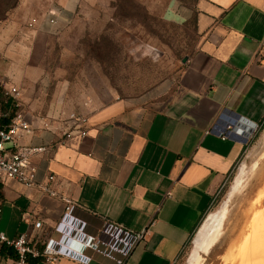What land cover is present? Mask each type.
<instances>
[{
  "label": "crops",
  "instance_id": "0c3cea01",
  "mask_svg": "<svg viewBox=\"0 0 264 264\" xmlns=\"http://www.w3.org/2000/svg\"><path fill=\"white\" fill-rule=\"evenodd\" d=\"M28 1L0 20V83L19 90L31 116L18 145L41 148L84 115L50 93L37 56L81 0H49L38 11ZM166 1L175 19H194L198 36L177 82L90 113L84 139L32 158L33 188L0 178V233L36 235L41 222L50 234L45 251L61 257L33 264H172L245 148L210 128L221 116L244 127L263 122L264 0H197L192 9Z\"/></svg>",
  "mask_w": 264,
  "mask_h": 264
},
{
  "label": "rangeland",
  "instance_id": "374dc122",
  "mask_svg": "<svg viewBox=\"0 0 264 264\" xmlns=\"http://www.w3.org/2000/svg\"><path fill=\"white\" fill-rule=\"evenodd\" d=\"M19 1L0 0V10ZM176 1L192 9L195 0ZM28 2L38 11L49 0ZM169 9L166 0H81L67 28L38 48L50 93L86 117L115 99L145 98L176 83L198 36L192 19H175ZM3 83L4 92L13 87ZM251 126L231 174L172 264L240 263L239 248L264 212V118Z\"/></svg>",
  "mask_w": 264,
  "mask_h": 264
},
{
  "label": "built area",
  "instance_id": "2783aa9c",
  "mask_svg": "<svg viewBox=\"0 0 264 264\" xmlns=\"http://www.w3.org/2000/svg\"><path fill=\"white\" fill-rule=\"evenodd\" d=\"M5 96L15 103L17 111L11 118L7 114L2 115L3 120L0 121V178L13 180L27 188H33L36 186V168L32 164V158L38 154H51L75 137L84 139L89 130L88 118L73 116L71 119L73 122L72 129L58 143L41 148L20 147L18 145L19 139L30 133L31 116L22 107L21 95L17 88L12 87L5 90ZM249 127H244L227 116H221L208 133L221 140H238L245 145L249 139ZM48 180L53 182L55 178L50 176ZM43 190L49 193L51 197H55V193L49 188H43ZM70 209L71 207H67L66 212H69ZM34 230L38 232L36 235L23 234L12 240L0 233V252L2 248L8 251L6 255L0 254V264H30L34 260L57 263L61 257L51 255L44 249L50 240L49 232L45 231L41 222L34 225ZM144 237L145 233L138 236L139 239Z\"/></svg>",
  "mask_w": 264,
  "mask_h": 264
},
{
  "label": "bare ground",
  "instance_id": "6f19581e",
  "mask_svg": "<svg viewBox=\"0 0 264 264\" xmlns=\"http://www.w3.org/2000/svg\"><path fill=\"white\" fill-rule=\"evenodd\" d=\"M250 232L242 247L239 248L237 255L240 258L239 264H264V212L255 217ZM257 253L261 254L256 256Z\"/></svg>",
  "mask_w": 264,
  "mask_h": 264
},
{
  "label": "trees",
  "instance_id": "16d2710c",
  "mask_svg": "<svg viewBox=\"0 0 264 264\" xmlns=\"http://www.w3.org/2000/svg\"><path fill=\"white\" fill-rule=\"evenodd\" d=\"M196 1L197 0L194 1V5H195ZM16 5H17V3H14L12 5V7H10L9 9H3L2 11L0 10V20H2L5 17V15L7 14L8 11L13 10L16 7ZM194 5H193V7H194ZM193 22H194V19H193ZM0 87H1L0 88V96H2V99L0 102V121H1V120H3L2 115L7 114L10 118L12 116H14V114L17 111V108L15 106V103L10 98L5 96V92H4V90H2V86H0ZM7 252L8 251H6V249L2 248L0 254L6 255ZM34 262H35V260L31 261L30 264H33Z\"/></svg>",
  "mask_w": 264,
  "mask_h": 264
},
{
  "label": "water",
  "instance_id": "95a60500",
  "mask_svg": "<svg viewBox=\"0 0 264 264\" xmlns=\"http://www.w3.org/2000/svg\"><path fill=\"white\" fill-rule=\"evenodd\" d=\"M187 61H188V58H185V59L182 61V63H183V64H186Z\"/></svg>",
  "mask_w": 264,
  "mask_h": 264
},
{
  "label": "flooded vegetation",
  "instance_id": "af4514ba",
  "mask_svg": "<svg viewBox=\"0 0 264 264\" xmlns=\"http://www.w3.org/2000/svg\"><path fill=\"white\" fill-rule=\"evenodd\" d=\"M233 120H234V121H236V120H237V118H233Z\"/></svg>",
  "mask_w": 264,
  "mask_h": 264
}]
</instances>
